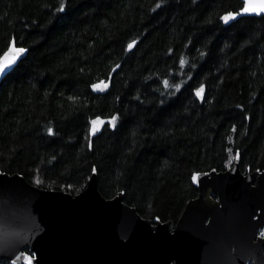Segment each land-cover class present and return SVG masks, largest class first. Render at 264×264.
Segmentation results:
<instances>
[{
  "label": "trees",
  "instance_id": "16d2710c",
  "mask_svg": "<svg viewBox=\"0 0 264 264\" xmlns=\"http://www.w3.org/2000/svg\"><path fill=\"white\" fill-rule=\"evenodd\" d=\"M242 6L0 0V57L27 51L0 81V173L76 195L95 168L103 197L175 224L193 173L224 172L236 153L243 173L264 170V16L221 21Z\"/></svg>",
  "mask_w": 264,
  "mask_h": 264
},
{
  "label": "water",
  "instance_id": "95a60500",
  "mask_svg": "<svg viewBox=\"0 0 264 264\" xmlns=\"http://www.w3.org/2000/svg\"><path fill=\"white\" fill-rule=\"evenodd\" d=\"M240 1L243 8L245 0ZM242 8L222 23L264 16ZM26 54L25 49L0 73V81ZM102 81L107 88L92 89L109 90L110 81ZM190 180L198 195L174 224L143 219L123 202V193L103 197L96 171L76 195L0 173V259L10 264H264V170L243 173L236 153L226 171L193 173Z\"/></svg>",
  "mask_w": 264,
  "mask_h": 264
},
{
  "label": "snow or ice",
  "instance_id": "6c2138e0",
  "mask_svg": "<svg viewBox=\"0 0 264 264\" xmlns=\"http://www.w3.org/2000/svg\"><path fill=\"white\" fill-rule=\"evenodd\" d=\"M63 7V5H62ZM243 12H260V13H264V0H245V4L244 7L242 8ZM235 14L232 12H228L226 13L224 16L221 17L222 20H224L226 23L234 18ZM135 44V41H132L131 43H129L128 48L131 49L133 47V45ZM25 51L24 48H20V47H15L13 44H9L8 46V50L5 51L3 53L2 58H0V73H2L3 71H5L9 66H11L17 59V57L23 53ZM184 64V61L181 60V65ZM118 67V66H117ZM164 84L167 86L168 85V81L165 80ZM94 90L96 89H100L103 90L104 88H107L108 85L106 83H104L103 81H101L99 84H93L91 86ZM179 86L177 85V88ZM203 85H201L197 90H196V95L199 97L201 96V93L203 91ZM239 107V105H238ZM247 118V117H246ZM112 121H115L116 117H112L111 118ZM99 120V118H97V120H93L92 124H93V128L92 131L93 133H95L96 131L99 130V128L97 127V121ZM49 133L51 134L52 129H48ZM93 171L95 172V168L93 169ZM197 179L196 176H193V180L195 181ZM261 236L264 237V233H261Z\"/></svg>",
  "mask_w": 264,
  "mask_h": 264
},
{
  "label": "rangeland",
  "instance_id": "374dc122",
  "mask_svg": "<svg viewBox=\"0 0 264 264\" xmlns=\"http://www.w3.org/2000/svg\"><path fill=\"white\" fill-rule=\"evenodd\" d=\"M100 124H101V122L98 120V121H97V127H98V128H99Z\"/></svg>",
  "mask_w": 264,
  "mask_h": 264
},
{
  "label": "bare ground",
  "instance_id": "6f19581e",
  "mask_svg": "<svg viewBox=\"0 0 264 264\" xmlns=\"http://www.w3.org/2000/svg\"><path fill=\"white\" fill-rule=\"evenodd\" d=\"M238 11H239V10H238ZM238 11H237V12H238ZM232 13H235V12H232Z\"/></svg>",
  "mask_w": 264,
  "mask_h": 264
}]
</instances>
